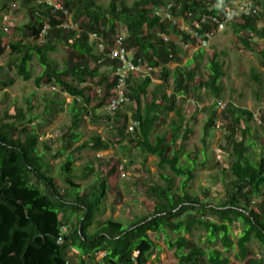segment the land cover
<instances>
[{"label":"trees","instance_id":"1","mask_svg":"<svg viewBox=\"0 0 264 264\" xmlns=\"http://www.w3.org/2000/svg\"><path fill=\"white\" fill-rule=\"evenodd\" d=\"M228 1L229 6L220 5L218 0H138L133 4L110 0L104 7L99 0H60L62 9L57 10L40 0H23L29 22L16 28L21 36L17 41L9 42L0 33V57L10 49L9 73L15 72L25 82L34 80L39 89L48 85L71 96L73 121L54 156L55 160L66 156L60 180L41 148L33 108H17L14 114L7 112L0 118V264H74L69 256L72 251L79 252L78 264H150L158 250L152 234L165 237L179 264H231L221 250L202 248L187 238H193L197 231L208 234V246L221 243L227 253L238 248L237 261L264 264V252L260 259H253L251 247L256 243L264 250V200L255 202L264 191V153L258 162L249 153L264 136V109L258 120L254 112L233 103L220 112L219 103L226 93L221 58L227 54L215 51L204 65L207 51L203 44L218 34L213 19L223 21L234 2ZM248 1L258 7L259 15H240L228 27L247 50H252L254 38L262 41L259 54L264 68V0ZM212 3L218 7L213 8ZM158 11L163 14L158 16ZM66 13L78 28L64 27L69 19ZM182 19L188 29L180 26ZM243 33L250 34L246 41L241 39ZM94 34L103 40L104 53L89 43ZM120 34L126 36L127 49L136 51L137 64L160 70L161 83L132 74L125 90L129 101L114 120V140L107 142L95 134L76 149L95 153L123 149L127 165L112 157L97 168L89 164L79 170L74 155L66 153L82 141L78 129L98 90L103 96L95 110L105 109L118 98L119 78L103 70L116 73L120 66L109 55ZM187 46L200 49L183 65ZM60 50L66 55L64 64L52 56ZM35 58L43 69L38 76L32 68ZM252 78L264 90L262 73L255 69ZM208 98L217 101L205 110L209 113L205 134L213 131L219 119L225 122V143L219 153L228 158L230 168L224 173V193L205 194L200 199L191 194L192 186L198 172L207 169L218 152L214 153L206 140L194 153L188 152L187 146ZM129 102L134 115L125 109ZM48 103L49 115L56 112L58 103ZM171 114L174 118L168 130L159 133ZM107 119L109 124L112 118L107 115ZM253 121L260 128L256 134ZM133 122L139 127L130 132ZM136 151L139 153L134 155ZM135 156L143 157L144 165L155 157L168 172L161 173L162 182L144 186L147 197L155 201L152 214L137 217L129 226L114 219L102 221L108 189L119 190L123 173L129 163L134 164ZM95 175L98 183L88 191L77 183ZM236 227L242 228L237 241ZM101 254L104 256L98 261Z\"/></svg>","mask_w":264,"mask_h":264},{"label":"rangeland","instance_id":"2","mask_svg":"<svg viewBox=\"0 0 264 264\" xmlns=\"http://www.w3.org/2000/svg\"><path fill=\"white\" fill-rule=\"evenodd\" d=\"M127 1L129 4H133L138 0ZM49 2L54 3L53 6H55L60 0H49ZM218 2L220 5L224 4L225 6H229L230 4L228 0H218ZM99 3L107 7L110 0H99ZM212 7H218V5L212 3ZM0 19V33L4 38L9 42L20 39L21 36H19L16 28L29 22L28 10L23 6V0H0ZM68 23L66 24L73 28H78L74 24L72 16H69ZM179 24L184 29H188L183 19L180 20ZM262 28H264V23ZM249 37V33H243L241 35L242 41H246ZM175 41H179V39L176 38ZM89 43L97 46V43L92 39H90ZM241 44L239 36L236 35L231 27H228L224 32L218 33L213 37L210 45L206 47L207 54L205 56L204 65L206 66L208 64L207 58L215 51L218 53H226L227 56L222 55L221 58L226 72V77L223 80L226 93L223 99H221V102L225 105L233 103L237 107L254 112L255 115L260 118V113L264 109V90L260 89L258 84L253 80L252 73L257 69V72L262 73L264 78V68L260 66L262 58L259 54L262 41L259 38H254L251 41L252 50L243 48L244 46L242 47ZM199 49V46L185 47L183 65L191 61ZM133 52L136 51L133 50ZM52 56L61 64H64L66 60L64 50H60L57 54H53ZM11 59L10 49H7V52L0 57V118L7 112L14 114L17 108H22L25 111H28L30 107L33 108V114L37 118L35 119L34 127L37 129V133L40 136L41 148L48 154V159L51 160L61 180L60 166L65 162L66 156L58 160H55L54 156L63 144L60 141L61 138L66 135L71 128L73 121L71 109L74 105V99L69 95H63L61 92L52 90V86L45 85L43 88L39 89L35 85L34 80L25 82L18 77L15 72L9 73L7 66ZM32 68L37 76L43 71L36 58L32 63ZM170 68L173 70L175 66L171 65ZM103 72L113 77L115 75L109 68H105ZM151 73L155 79H159L160 70ZM259 94L262 98L260 100ZM99 96L98 94L96 100L93 101V106L90 108L89 115H85L78 129L83 136L82 141L73 145L66 153L67 155H74L76 166L79 170H82L83 167L89 164L97 168L101 162L108 161L112 157H116L121 165H127L129 162L124 156L123 149L117 151L110 150L102 153L76 151L83 142L91 139L95 134L105 137L107 142L114 140V131H112L108 124L105 109L99 108L95 110V108L99 106L98 102L101 101ZM53 100L58 103V106L55 107L56 112H52L48 115L47 105L50 106L48 102H52ZM216 101V99L208 98L203 102L201 106L203 112L198 116L199 125L195 126V134L187 146V151L194 153L204 147L203 140H206L209 148H211L214 153L218 152L215 160L210 164L211 166L209 165L207 169L198 172V180L195 182V185L192 186L191 194L200 199L204 198L205 194L220 196L222 192L224 193V173L230 168L228 158L219 153L220 146L225 143L224 135L226 132L223 127L225 122L219 119L213 131L207 134V136L205 134L206 123L209 117V113L205 110L206 108L212 107ZM125 109L134 115V109L130 105V102ZM221 110L222 109H220V112ZM173 118L174 114H171L167 120V124L159 127V133L168 130V125ZM256 123V121L251 123L255 134L257 130H260ZM262 148H264V136L262 139L260 138L256 141V144L250 148L249 153L254 162L261 160L264 153ZM133 153L137 155L139 152L136 151ZM162 172L168 173L159 166L157 158L150 157L148 162L144 165V158L135 156L134 164L130 165L129 163V168L123 173L119 182V190L108 189L107 199L104 203L106 213L101 216V220L106 221L108 219H114L129 226L137 217L151 215L155 201L147 197L148 188L145 189L144 186L147 187L162 182L160 176ZM77 183L80 184L84 190L88 191V189L98 183V177L95 175L88 181H79ZM180 183L181 179H178V185H180ZM262 200H264V191L261 197H256L255 202L259 203ZM233 232L235 235L234 240L237 241V237L242 233V228L236 227L233 229ZM151 236L158 246V250L150 264H179L176 252L168 249L165 243V237L160 236L157 238L154 234ZM207 236L208 234L205 231H197L193 238L189 235L187 238L202 248L208 249L212 247L221 250L230 258L231 264H246V262L242 263L236 260L238 248L227 253L221 243L208 246ZM173 238L176 239L177 236L173 235ZM251 247L254 253L252 258L260 259L263 256L264 250L256 243ZM78 255L79 252L77 251H72L69 255L70 258L73 259L74 264H78L79 262ZM103 256L104 254H101L98 261H100Z\"/></svg>","mask_w":264,"mask_h":264},{"label":"built area","instance_id":"3","mask_svg":"<svg viewBox=\"0 0 264 264\" xmlns=\"http://www.w3.org/2000/svg\"><path fill=\"white\" fill-rule=\"evenodd\" d=\"M41 3H46L49 6L55 7V9L57 10H61L62 7L60 4H55V6H53L54 3L49 2V0H41ZM257 7V6H256ZM255 7V4H253L251 1L248 0H234V2L231 4L230 7L227 8V11L223 17V21L220 22L217 18H214L213 21L218 24V33H222L224 32L227 27L234 23V21L236 20V18L240 15H245L247 17L253 16V15H259V10ZM163 14V12L158 11L157 15L161 16ZM66 15L68 16V13H66ZM165 16L167 18H171V16L166 13ZM69 18V16H68ZM68 23V22H67ZM69 24V23H68ZM68 24H64L65 28H71L74 29L73 27H71ZM48 28V27H47ZM46 28V29H47ZM212 39L213 37H215V34H212ZM91 39L94 40L97 43V47L99 48L100 52L104 53L106 51V46L103 42V40L96 34L91 36ZM211 40L209 41H205L203 46L207 47L210 45ZM110 58L112 60L118 61L120 63V66L118 68V70L116 71L115 75L116 77L119 78V84L117 86V93H118V98L115 99L109 106H107L105 108V112L106 114L112 118V120H110L109 125L110 128L113 130V124H114V120L116 117L117 112L122 109L125 104L129 101L128 98H126L125 96V90L127 89V82L128 80L131 78L132 74H137L139 75V77L142 78H153L152 73L153 71H156L157 69H151V68H144L142 67L141 63L139 62L138 64L135 62V55L136 52H133L132 50H128L127 49V45H126V36L124 34H120L116 37V47L114 49L113 52H111ZM52 90L56 91V92H60L57 88L53 87ZM101 97L103 96V91L100 89L97 92ZM219 106L222 110H224L227 106V104L225 105L223 102L219 103ZM256 119L258 120L259 117L256 116ZM261 123V122H259ZM139 127V123L138 122H133L132 125L130 126V132H135V130ZM62 242V240H60V243Z\"/></svg>","mask_w":264,"mask_h":264},{"label":"crops","instance_id":"4","mask_svg":"<svg viewBox=\"0 0 264 264\" xmlns=\"http://www.w3.org/2000/svg\"><path fill=\"white\" fill-rule=\"evenodd\" d=\"M160 76H161V74H159V79H155V78L153 77V78H154V79H152L153 82H154V83H158V84L161 83V78H160ZM170 93H171V92L169 91V94H170ZM102 137H103V136H102ZM103 139L105 140L106 138L103 137Z\"/></svg>","mask_w":264,"mask_h":264}]
</instances>
